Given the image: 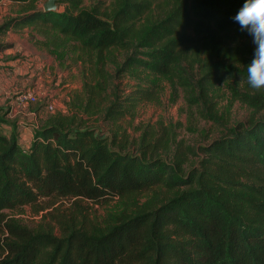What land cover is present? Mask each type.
I'll use <instances>...</instances> for the list:
<instances>
[{
	"label": "trees",
	"instance_id": "1",
	"mask_svg": "<svg viewBox=\"0 0 264 264\" xmlns=\"http://www.w3.org/2000/svg\"><path fill=\"white\" fill-rule=\"evenodd\" d=\"M2 1L29 6L0 25V38L29 26L45 37L56 32L94 52L101 68L120 52L117 73H135L139 86L102 103L108 79L99 74L72 109L33 129L29 146L0 108V126L11 127L0 133V264H264V89L247 83L239 51L252 60L251 48L225 42L241 32L233 17L245 0H110L111 11L101 0L89 8L84 0H57L49 13L33 0ZM12 47L1 43L0 52ZM151 77L182 87L189 104L205 108L214 84L245 81L239 99L252 118L201 146L147 127L129 140L120 121L155 102ZM92 118L115 130L89 126ZM59 200L71 202L70 215L46 211ZM111 200L121 208L100 220L82 205ZM27 207L46 211L35 227L3 213Z\"/></svg>",
	"mask_w": 264,
	"mask_h": 264
},
{
	"label": "rangeland",
	"instance_id": "2",
	"mask_svg": "<svg viewBox=\"0 0 264 264\" xmlns=\"http://www.w3.org/2000/svg\"><path fill=\"white\" fill-rule=\"evenodd\" d=\"M33 1L37 10H43V5L47 0ZM96 1L84 0L83 6L85 8L92 7ZM101 2L102 10H112L114 2L110 0H101ZM28 6L29 4L0 2V25L7 20L24 15V8ZM39 30L38 27L29 26L8 32L9 35L17 39L15 43L17 50H12L10 56H7L12 62L11 66L7 68L9 70L20 69L25 73L26 76L23 74L25 78L29 77L25 89L21 88V92L34 91L37 100L34 104L24 105L20 108L13 107L12 114L14 117L8 118L9 120L16 121L17 118L20 123L27 127L31 126L27 122L33 121L35 126H39L52 114L67 112V110L72 109L71 104L76 97L81 99L85 97V85L91 88L96 86L99 74L108 79L104 86L106 92H102L100 96L102 103L114 99L111 97L112 92H116L119 98L124 99L139 86V79L135 73H117L124 61L120 52H112L111 55L115 54L114 57L111 61L105 60V66L101 68L96 64V54L83 51L79 42L72 39L65 40L56 32L45 37ZM6 36L0 38V44ZM55 37L59 38L60 42L54 41L53 38ZM225 42L229 46L237 47L246 44L254 52L255 45L252 43V37L246 32L232 31ZM239 52L243 60L249 64L250 53ZM150 79L156 84L155 102L140 104L135 111L134 118L120 121L121 131H125L129 140H136L142 129L147 127L149 131H157L158 134L156 133V135L158 136L162 135L163 130L173 132L176 140L186 146H201L218 138L225 132L226 128L252 118L253 108L239 99L240 92L247 91L245 81L227 80L223 83L214 84L208 95L211 104L205 108L198 104H189L186 100V92L182 87L173 86L170 81L157 77ZM18 91L9 90L6 99L9 103L7 108L10 107V103L15 104L14 99ZM48 105L53 106V112L48 110L46 107ZM75 106L78 107L79 105L75 103ZM209 112L215 117V120L207 117ZM28 117L29 119H27ZM87 123L107 134L115 130L110 123L98 119L96 121L95 118L88 119ZM30 130H32L31 127ZM10 132L11 127L8 124L0 126V133L8 135ZM144 201L145 199L141 198L138 203L142 204ZM70 204L69 200H59L51 209L46 211L54 213L55 208H57L62 214L70 215L73 211ZM82 205L87 208L91 218L98 220L104 218L107 213H115L121 208L117 204V200H111L106 205H95L87 202ZM46 211L36 215L32 208L27 207L18 211L6 210L3 213L8 218H14L25 226L35 227L40 223L41 216Z\"/></svg>",
	"mask_w": 264,
	"mask_h": 264
},
{
	"label": "clouds",
	"instance_id": "3",
	"mask_svg": "<svg viewBox=\"0 0 264 264\" xmlns=\"http://www.w3.org/2000/svg\"><path fill=\"white\" fill-rule=\"evenodd\" d=\"M240 31L252 37L253 58L247 65V83L255 90L264 89V0H245L233 17Z\"/></svg>",
	"mask_w": 264,
	"mask_h": 264
},
{
	"label": "crops",
	"instance_id": "4",
	"mask_svg": "<svg viewBox=\"0 0 264 264\" xmlns=\"http://www.w3.org/2000/svg\"><path fill=\"white\" fill-rule=\"evenodd\" d=\"M7 2L11 3L9 1ZM11 4H14V3H11ZM16 41L17 39H15L14 36L8 34L5 37V39L1 41V43H11L13 47L11 49L0 52V108L6 107L5 109H9V115H8L9 119H12V117H14V115L12 114L14 104L10 103V107L7 108V105L9 104L6 101L8 92L9 90L18 91L21 88H23L24 90L27 80L29 79V77L25 78L26 76L25 73H23L20 69L9 70L7 68V67H10L12 64L11 60L7 56H10V53L12 50L13 51L17 50V46L15 44ZM21 91L22 89L18 91L17 93H20ZM27 119H29V117ZM15 120L17 121L18 131L21 134V139L23 142L22 145L29 146L32 140L33 129L37 127L34 125L35 122L33 121L27 122L28 125H31L30 127L32 128V130H30V127H27L23 125L22 123H20L19 119L16 118Z\"/></svg>",
	"mask_w": 264,
	"mask_h": 264
},
{
	"label": "built area",
	"instance_id": "5",
	"mask_svg": "<svg viewBox=\"0 0 264 264\" xmlns=\"http://www.w3.org/2000/svg\"><path fill=\"white\" fill-rule=\"evenodd\" d=\"M14 101H15L14 107L20 108L21 106H24V105L34 104L36 103L37 100H36L35 92L31 91V92H26V93H23V92L18 93ZM46 107L48 108L50 112H53L54 109L52 105H48Z\"/></svg>",
	"mask_w": 264,
	"mask_h": 264
},
{
	"label": "water",
	"instance_id": "6",
	"mask_svg": "<svg viewBox=\"0 0 264 264\" xmlns=\"http://www.w3.org/2000/svg\"><path fill=\"white\" fill-rule=\"evenodd\" d=\"M57 10V0H47L43 5V12L49 13Z\"/></svg>",
	"mask_w": 264,
	"mask_h": 264
}]
</instances>
